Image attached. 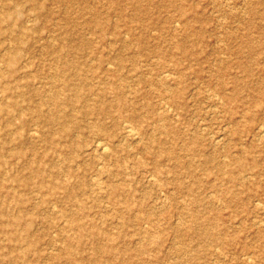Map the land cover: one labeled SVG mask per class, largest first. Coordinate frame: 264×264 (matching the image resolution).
Wrapping results in <instances>:
<instances>
[{
	"label": "rangeland",
	"instance_id": "obj_1",
	"mask_svg": "<svg viewBox=\"0 0 264 264\" xmlns=\"http://www.w3.org/2000/svg\"><path fill=\"white\" fill-rule=\"evenodd\" d=\"M19 3L23 15L16 23L31 27L22 47L29 62L25 72L0 76V83H10L0 102H16V118L0 113V128L18 127L25 136L50 132L35 144H7L23 156H7V171L0 170V204L7 210L0 217V264H66L60 255L66 233L81 264H264V0ZM181 3L186 15L178 12ZM62 50L92 59L82 72L95 88L123 91L127 108L116 115L118 122L83 114L82 102L74 108L83 125L72 136H60L35 118L36 110L50 106L43 96ZM94 92H87L92 103L98 101ZM112 97L107 92L104 99ZM133 111L138 119L130 117ZM126 119L137 136H122ZM94 120L115 134L117 153L83 163L81 149L94 140L88 126ZM159 122L170 128L158 129ZM123 160L127 177L100 175L104 167L122 169ZM31 164L47 169V184L69 179L81 181L83 190L68 199L63 189H40ZM71 166L73 175L66 171ZM97 178L103 185L127 184L114 195L103 187L98 196ZM18 197L23 201L16 203ZM65 212H75L84 236L76 226L62 229ZM208 227L213 233L201 234ZM142 229L152 231L147 243ZM96 230L100 234L93 236ZM19 243L27 254L18 255ZM102 245H112L113 253L95 250Z\"/></svg>",
	"mask_w": 264,
	"mask_h": 264
},
{
	"label": "bare ground",
	"instance_id": "obj_2",
	"mask_svg": "<svg viewBox=\"0 0 264 264\" xmlns=\"http://www.w3.org/2000/svg\"><path fill=\"white\" fill-rule=\"evenodd\" d=\"M21 6L22 5L19 3V0H0V76L2 75V76L11 77L12 75H15L19 72H23L24 68L28 65L29 62L28 59L24 57L22 47L24 46V44H26L27 39H29L31 36V27L25 22L18 25L16 23V21L20 19L23 15ZM178 12L182 15H186V11L182 3L179 4ZM99 28L101 32L105 31V25L102 24V22H99ZM4 35L10 36L9 42L2 41ZM83 39L85 40L86 43L87 42L86 39L82 38V40ZM68 41L71 42L72 40L69 39ZM64 46H68V44L64 43ZM70 54H75V55L69 57ZM81 56L82 53L79 54L78 50H76V52L71 50H62L61 52L58 53L57 57L58 59H62V62L57 64L55 63V65L54 64L52 65V70L54 72L51 81L52 86L48 88L46 94H44L43 96V103L48 104L50 106L47 110H43L42 108L38 109L34 114L37 120L42 122L44 121L47 125L52 127V130H54V132H57L60 136H72L77 128H82L83 125L82 120L79 118V115L77 114V110L74 108L77 102L83 103V114L86 115L89 113H96L98 116L113 117L116 122H118L116 115L118 114L122 115V113L127 108L125 94L123 93L122 90L115 91V90H111V88L105 89L106 87H101V86L95 88L94 84L88 82V78H89L88 75L83 73L82 71L84 69V66L89 64L92 59L88 58L84 61L83 60L81 61L80 60ZM20 61L23 62L22 66L19 65ZM72 68L75 69V73L69 72V69ZM72 76L77 80L73 81ZM158 77L160 78V76ZM17 87L18 88L22 87V84H17ZM8 88H10V83L8 81L4 83H0V91L6 92L7 91L6 89ZM93 90L95 91L94 93L97 94V98H98L97 99L98 101L94 103L91 102L94 98L93 97L91 98L90 94L87 93L88 91L90 93V91ZM166 90H170V89L167 88ZM107 92L113 93V97L111 99H104ZM174 92L176 91L173 90V93ZM15 104H16L15 101H11L10 103L0 102V113H4L8 115L10 121L16 118V115H14L12 109V106H14ZM130 114H131L130 117L132 118L138 119L139 117L136 111L130 112ZM157 120H161V117L158 118ZM88 126H90V128L92 129L91 131L95 133V136H94V140H92L90 144H87L84 148L81 149L82 150L81 152L83 153L82 155L83 163L87 161L88 157L92 158V156L96 154L101 155V157H103L104 159L108 157L112 158L114 155H116L118 140L115 138V134L108 132L104 123H102V121L100 120L89 121ZM156 127L158 129H164V130L170 128L163 122L158 125L156 124ZM122 129H123L122 136L125 138L128 137L133 138L137 136L138 134L137 131H139L135 128L134 125H132L130 121H128V119L124 120ZM49 132H45L44 130L39 129L36 132L30 134L29 136H25L19 130L18 127H9L6 129L0 128V149L4 150V153H0V170L7 171L6 169H4L6 165L7 156L15 159L21 158L23 156L22 153L16 150L13 149L8 150L7 144L10 140L19 141V143L30 142L32 144H35V142L41 141L43 140V138L45 139V135H47V133ZM259 133L261 139H264V125L260 127ZM221 139L222 137H219L217 141H220ZM164 152L165 151L162 150V155H164ZM241 156L242 154H238L236 156L238 161H240ZM39 157H45V155L42 154L39 155ZM205 159L209 161L211 159L210 155L206 156ZM75 161H76V165L78 166L82 164V161L78 159H76ZM121 166L123 168L117 170L107 169L106 167H104L100 171V175L106 174L111 179H113L114 176H119V175L123 177H127L128 172H127V167H125L124 165V160L121 162ZM28 168L30 169L31 173L41 178V182H39L38 184L40 189H47L48 191L50 190V192L52 193H56L58 189H63V192L65 193V196L68 199H70V197H73V195L77 194V192H79L80 190L81 191L83 190L81 181L76 183V182H71V180L68 179L60 182L51 181V183L47 184L45 180L47 176V169L42 168L40 165H32V164L29 165ZM66 171H68L69 174L71 173L73 175L75 172V167L71 166L70 169H67ZM156 171L157 174L155 176H159V174L163 173V171H161L159 168H157ZM55 173L59 174L60 170H55ZM23 181L25 184H29V181L27 180H23ZM101 183L102 182L97 178L95 184L98 185V191H97L98 196H101V194L105 192L103 191L104 189L103 187L106 188L105 190H107L108 193L114 195L120 193L121 191H124L125 190L124 185L127 184L124 183V185L122 186V184H119L117 182H112L111 184H107V185H103ZM191 186L190 188H192ZM15 200L16 203H20L23 201V199L20 197L16 198ZM77 202H78V206H80V208L82 209L83 205L81 204V202L79 201ZM6 214H7V210L2 208L0 204V217L5 216ZM63 215L66 216V220L65 222H63L62 229L64 230L66 227L76 226L78 230L81 229L82 234L84 236L83 225L74 222L75 220L74 217L76 215L75 212L72 213L65 212ZM18 222H19V218L15 217V219H13V223H18ZM196 223L202 224L201 221H196ZM142 232H145V234L141 237V241H143V243H147L150 236L152 235V231H147L146 229H142ZM200 232L201 234L213 233V231L209 227ZM82 234L79 237L81 239L83 238ZM99 234L100 231L98 230L92 232L93 236H98ZM62 239H63L61 245L62 250L60 255L66 257L67 260H69L66 264H81V262H78L80 251H77L73 248L71 241L69 240V235L67 233L63 234ZM16 249L18 251V255L20 256H23L24 254H27L29 252V249H26L24 245H22L21 243L16 245ZM113 249L114 248L112 245H102V246H98L95 250H97L98 252H102L105 255L106 253H113ZM141 250L145 251V248L143 247L141 248Z\"/></svg>",
	"mask_w": 264,
	"mask_h": 264
}]
</instances>
